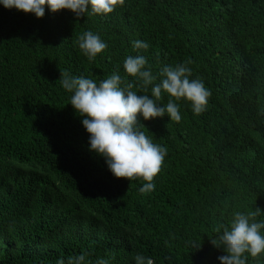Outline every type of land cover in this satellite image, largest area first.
I'll use <instances>...</instances> for the list:
<instances>
[{"label":"trees","instance_id":"trees-1","mask_svg":"<svg viewBox=\"0 0 264 264\" xmlns=\"http://www.w3.org/2000/svg\"><path fill=\"white\" fill-rule=\"evenodd\" d=\"M87 31L107 44L92 60L79 47ZM136 40L149 48L134 49ZM129 56H144L155 77L146 93L124 69ZM177 65L211 96L196 115L190 101L162 91L157 103L173 99L181 120L139 116L140 130L166 149L155 190L141 193L146 181L114 177L89 150L84 117L59 79L67 72L99 85L117 73L151 96L162 69ZM256 207L264 211V0H125L80 18L47 7L37 18L0 3V264L79 255L83 264H136V254L221 264L222 226ZM245 256L264 264V253Z\"/></svg>","mask_w":264,"mask_h":264},{"label":"clouds","instance_id":"clouds-1","mask_svg":"<svg viewBox=\"0 0 264 264\" xmlns=\"http://www.w3.org/2000/svg\"><path fill=\"white\" fill-rule=\"evenodd\" d=\"M5 8H15L25 13L35 14L37 18L45 16V8L53 13L70 10L77 18L85 14L105 15L112 13L117 6H123L125 0H0ZM90 9V11H89ZM134 49L149 48L143 41H133ZM79 47L89 60L107 48L99 35L91 31L85 32L79 38ZM147 60L144 56H129L124 62L126 73L142 80V90L146 93L155 77L150 70H144ZM164 77L160 84L151 88V96L138 95L132 90V83H124L119 74L113 73L99 85L90 78L70 76L63 72L59 79L62 87L70 93V104L76 113L84 117L82 124L90 134V151L106 160L114 177L129 181L143 179L146 181L139 189L141 193L155 190L154 178L160 173L166 149L154 144L140 130L139 116L151 120L170 116L171 121L179 122L181 115L178 104L169 99L161 106L157 101L162 99V91L169 94L175 101L186 99L192 103L196 115L205 111L210 91L199 79L190 80L191 70L185 65L164 67L160 73ZM124 85L123 87L121 85ZM154 97V99H153ZM264 214L259 207L247 213L235 212L230 227L222 226L223 233L219 235V244L226 255L218 257L221 264H246L247 256L256 258L264 253V221L257 217ZM220 229H217L219 232ZM216 247V240H211ZM136 264H154L151 258L136 254ZM85 255L70 257L68 264H83ZM57 264H65L61 259ZM97 264H109L108 260L100 259Z\"/></svg>","mask_w":264,"mask_h":264}]
</instances>
